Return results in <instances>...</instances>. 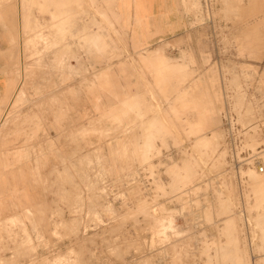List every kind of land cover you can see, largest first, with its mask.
<instances>
[{
    "label": "rangeland",
    "instance_id": "obj_1",
    "mask_svg": "<svg viewBox=\"0 0 264 264\" xmlns=\"http://www.w3.org/2000/svg\"><path fill=\"white\" fill-rule=\"evenodd\" d=\"M22 4L26 51L46 47L41 71L71 82L72 114L52 117L55 136L42 117L58 146L40 149L34 179L0 164V264H264L260 173L231 167L224 126L227 104L264 125V0H169L131 24L116 0ZM18 86L0 141L33 105ZM244 138L264 164V127Z\"/></svg>",
    "mask_w": 264,
    "mask_h": 264
},
{
    "label": "crops",
    "instance_id": "obj_2",
    "mask_svg": "<svg viewBox=\"0 0 264 264\" xmlns=\"http://www.w3.org/2000/svg\"><path fill=\"white\" fill-rule=\"evenodd\" d=\"M131 2L130 0H116L120 17L125 21H130V24L131 21L138 19H152L153 14L161 13L156 8L161 4L167 5L169 0H140L141 6L138 8L140 11H137L136 6L133 5L134 2L137 4V0ZM24 19L25 10L22 0L0 1V102L11 91L14 82L19 85V88L27 84L28 98L33 101V105L23 108L17 114L16 121L4 128L7 133L16 132L17 137L11 138L12 135H10L8 140L1 139L0 148H9L12 154L10 153L7 161L0 160V164L8 165L3 170V174L22 173V179L31 180L42 172L40 149L58 146L56 139L42 140V120L48 117L49 125L45 129L55 136L56 123L52 121V117L61 115L63 112L71 115L73 97L70 92L61 90L62 87L71 85L69 80L58 76L57 72H51V70L48 74L42 73L40 52L46 47H41L40 44L26 51V40L30 38L26 39ZM68 48L71 47H65L66 52ZM55 52V49L50 50L48 57L44 59L48 67H56V58L53 55ZM26 54L29 57H26ZM101 66H104V63ZM46 85H49L50 90L42 91V86ZM84 98L89 99V97ZM41 100L49 101L45 107L48 109L40 107ZM3 151L0 149L1 153Z\"/></svg>",
    "mask_w": 264,
    "mask_h": 264
},
{
    "label": "built area",
    "instance_id": "obj_3",
    "mask_svg": "<svg viewBox=\"0 0 264 264\" xmlns=\"http://www.w3.org/2000/svg\"><path fill=\"white\" fill-rule=\"evenodd\" d=\"M227 116L224 117V126L226 130V147L228 148V157L231 167L236 168L239 166H255L258 167L260 172L264 171V164L261 157L257 153L247 152L246 148H243L244 137L246 130L259 125V127H264L260 122L250 125H241L237 122V118L234 116L230 106L227 104ZM237 150H242L240 152L241 157L237 156ZM251 158V162L249 159ZM260 158V159H259Z\"/></svg>",
    "mask_w": 264,
    "mask_h": 264
},
{
    "label": "bare ground",
    "instance_id": "obj_4",
    "mask_svg": "<svg viewBox=\"0 0 264 264\" xmlns=\"http://www.w3.org/2000/svg\"><path fill=\"white\" fill-rule=\"evenodd\" d=\"M138 3L141 5V2H140V0H138ZM256 168V171L258 172V173H260V174H257V173H255L254 174V177H255V180H256V183H258V189L256 190V194H257V196H256V199H257V201L258 200H260V198H261V195H262V202H264V189H263V187H264V178L262 177L261 178V175L263 174V172H260L259 170H258V167H255ZM263 191V192H262ZM261 202V201H260ZM260 204V203H259Z\"/></svg>",
    "mask_w": 264,
    "mask_h": 264
}]
</instances>
